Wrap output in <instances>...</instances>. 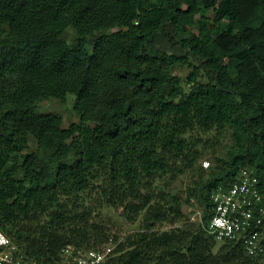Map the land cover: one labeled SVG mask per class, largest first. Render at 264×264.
Masks as SVG:
<instances>
[{"label": "trees", "instance_id": "trees-1", "mask_svg": "<svg viewBox=\"0 0 264 264\" xmlns=\"http://www.w3.org/2000/svg\"><path fill=\"white\" fill-rule=\"evenodd\" d=\"M67 94L78 124L37 112ZM207 133L233 153L199 174L193 223L158 185ZM242 170L264 199V0H0V231L27 261L113 246L101 264H264V230L255 256L206 230Z\"/></svg>", "mask_w": 264, "mask_h": 264}, {"label": "built area", "instance_id": "built-area-1", "mask_svg": "<svg viewBox=\"0 0 264 264\" xmlns=\"http://www.w3.org/2000/svg\"><path fill=\"white\" fill-rule=\"evenodd\" d=\"M212 215L206 230L217 242L239 241L249 256L261 251L264 230V199L258 181L250 170H242L227 187L218 186L211 194ZM107 253L88 251L73 255L70 248L62 251L57 264H101ZM0 264H32L0 231Z\"/></svg>", "mask_w": 264, "mask_h": 264}, {"label": "rangeland", "instance_id": "rangeland-1", "mask_svg": "<svg viewBox=\"0 0 264 264\" xmlns=\"http://www.w3.org/2000/svg\"><path fill=\"white\" fill-rule=\"evenodd\" d=\"M203 14L205 17L209 16V12H203ZM66 31L65 39L72 43L76 36L74 35V29L69 27ZM88 49L91 50V48ZM189 72L190 70L186 67H176L173 71L174 75L181 79L185 87L187 86ZM74 101L75 96L73 94H67L63 103L55 99H43L37 103L36 110L41 114L51 113L60 116L63 121V127L67 128L71 124L79 123V118L73 110ZM228 134L217 136L215 133H207L201 135L196 147L200 154L199 160L182 175L173 180L163 179L158 185L159 190L164 192L169 201L181 206L182 212L190 222L198 223L200 221L201 211L199 203L191 195L192 190L196 188L199 174H202L203 179H206L212 172L217 171L222 165V161L227 160L229 155L233 153L232 140ZM102 213L104 216L111 217V219L119 222L125 236L136 232L138 229L137 223L129 225L124 220L118 219L117 215L111 210L105 209ZM163 230H168V228ZM113 248V246H108L106 253Z\"/></svg>", "mask_w": 264, "mask_h": 264}]
</instances>
